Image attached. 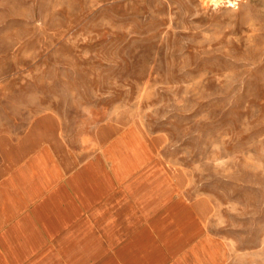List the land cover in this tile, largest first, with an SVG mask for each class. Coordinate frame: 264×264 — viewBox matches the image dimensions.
<instances>
[{"label": "rangeland", "instance_id": "obj_1", "mask_svg": "<svg viewBox=\"0 0 264 264\" xmlns=\"http://www.w3.org/2000/svg\"><path fill=\"white\" fill-rule=\"evenodd\" d=\"M0 91L162 133L220 229L263 231L264 0H0Z\"/></svg>", "mask_w": 264, "mask_h": 264}, {"label": "crops", "instance_id": "obj_2", "mask_svg": "<svg viewBox=\"0 0 264 264\" xmlns=\"http://www.w3.org/2000/svg\"><path fill=\"white\" fill-rule=\"evenodd\" d=\"M107 112L0 91V264H264V206L220 229L164 135Z\"/></svg>", "mask_w": 264, "mask_h": 264}, {"label": "bare ground", "instance_id": "obj_3", "mask_svg": "<svg viewBox=\"0 0 264 264\" xmlns=\"http://www.w3.org/2000/svg\"><path fill=\"white\" fill-rule=\"evenodd\" d=\"M234 3V2H233ZM233 3H231L233 5ZM23 12V11H22Z\"/></svg>", "mask_w": 264, "mask_h": 264}]
</instances>
